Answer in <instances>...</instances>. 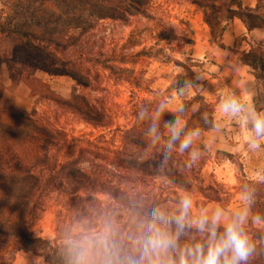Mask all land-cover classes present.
Masks as SVG:
<instances>
[{
	"label": "rangeland",
	"instance_id": "obj_1",
	"mask_svg": "<svg viewBox=\"0 0 264 264\" xmlns=\"http://www.w3.org/2000/svg\"><path fill=\"white\" fill-rule=\"evenodd\" d=\"M257 1L242 0L251 7ZM46 4L49 5L47 10L56 11V0H0V17L28 28L43 20L42 7ZM148 15L136 14L129 22L103 19L86 35L89 52L78 58L83 62V67L77 73L87 86L79 85L70 74H50L40 69L29 71L65 98H70L75 90L88 95L107 112L108 122L105 125L88 122L70 108L42 99L25 80L16 75L12 78L5 63L1 66L4 83L1 107L10 113L36 107L37 115L58 129L65 141L50 150L52 164L74 160L97 181L96 184H77L56 171L44 169L41 172L43 183L56 181L57 188L46 186L44 207L36 216L30 217L29 225L31 230L40 232L50 242L56 237L60 241L63 229L78 217L94 213L100 206L121 209L126 206L121 197L118 196V199L105 192L100 182L120 187L125 196H132L133 199L140 192L163 190L170 193V199L166 202L170 209L182 191L191 194L194 210H199L209 201L202 196L196 183L192 190H183L163 178L144 175L116 164L115 156L124 146L122 133L134 123L135 110L143 99L153 101L154 114L155 109L164 104L170 115L179 116L188 131L199 129L200 135L194 143L204 147V151L198 150L199 159L195 162L200 177L206 184L214 180L222 183L230 194L227 207L223 205L226 200L221 205L212 202L211 210L214 205L235 210L240 205L242 190L248 186L246 179L264 175V151L259 149L254 154L257 157L256 165L249 163L243 154L248 147L245 127L239 118L220 111V98L228 93L226 86L213 80L210 73L203 72L205 60H193L192 56L196 42L198 47L200 44L204 47L205 41L219 43L223 27L232 18H220L213 9L204 10L201 0H153ZM1 36L0 51L6 56L10 53L11 45L19 38ZM244 38L246 36L237 38V51L241 46H247ZM87 55L91 57L90 60ZM193 73L200 83H191ZM208 78L210 85L206 87ZM18 82L26 83L25 95L18 90V95L13 96L12 88ZM199 92L205 98L198 97L196 94ZM180 105L183 110L177 111ZM219 145L240 146L239 151L231 153L219 150ZM154 146L151 145L153 149ZM184 155L187 161L188 153ZM252 223L264 228L256 222ZM192 239H202V236L199 233H186L182 237V240ZM17 247L20 245L14 238L0 232V264H47L41 256L23 248L17 250ZM52 262L59 264L58 256L54 255Z\"/></svg>",
	"mask_w": 264,
	"mask_h": 264
},
{
	"label": "trees",
	"instance_id": "obj_2",
	"mask_svg": "<svg viewBox=\"0 0 264 264\" xmlns=\"http://www.w3.org/2000/svg\"><path fill=\"white\" fill-rule=\"evenodd\" d=\"M56 1V11L51 12L47 10L49 5H44L43 20L28 28L19 27L0 17V34L4 37L19 38L18 42L11 45L9 55L3 56L0 51V99L4 90L1 66L5 63L12 78L16 75L25 80L42 99L68 107L88 122L105 125L108 122L107 112L88 95L75 90L70 98H65L56 93L47 82L29 71L40 69L50 74H70L79 85L87 86L77 73V70L83 67V62L78 58L89 52L86 48V35L90 34L103 19L129 22L136 14L147 16L153 0ZM201 2L204 10L213 9L220 18L223 16L240 18L248 30L264 26V0H258L254 7L245 5L242 0H201ZM224 28L225 26L223 30ZM188 40L194 43L192 39ZM241 54L242 62L247 64L258 78H264V41L255 42L249 50L242 51ZM87 56L90 60L91 57ZM200 82L193 73L191 83ZM196 95L205 98L203 93L199 92ZM152 106V100L143 99L135 110L134 123L122 133L124 146L115 156L116 164L144 175L163 178L183 190H192L196 183L205 199L220 205L226 200L223 205L227 207V199H230L229 191L216 180L206 184L200 177V170H197L198 166L195 163L188 169L189 157L187 161L184 159V154L188 151L184 153L173 151L170 158L162 162V144L168 136L167 122L179 116L170 115L166 107L162 112H158L159 107H157L154 114ZM37 114L36 107L19 113H10L0 105V232L19 243L20 247H17V250L23 248L31 251L41 256L47 264H53L52 257L56 255L59 264H62L59 238L56 237L50 242L40 232L31 230L29 225L30 217L36 216L44 207L43 194L47 190L46 186L57 188L56 181L43 183L41 172L44 169L56 171L63 178L77 184H96L97 181L91 178L84 167L76 165L74 160L64 164H52L50 150L65 141L58 129ZM152 124L157 125L161 135V141L155 144V149L151 147L154 144L151 143L149 136V128ZM184 129L188 131L186 125ZM192 147L197 151H204L201 145L193 143ZM246 183L248 186L242 192L244 190L254 192L250 208L252 215L264 216V175L261 178L246 179ZM99 184L104 186L105 192L115 198L121 197L120 200L126 205L144 199L170 209L166 205L170 193L163 190L140 192L134 195L136 199H133L132 196H125L118 186L104 182ZM246 228L257 244V253L251 264H264V228L253 225L252 221L246 225ZM187 233L197 234L195 230Z\"/></svg>",
	"mask_w": 264,
	"mask_h": 264
},
{
	"label": "clouds",
	"instance_id": "obj_3",
	"mask_svg": "<svg viewBox=\"0 0 264 264\" xmlns=\"http://www.w3.org/2000/svg\"><path fill=\"white\" fill-rule=\"evenodd\" d=\"M240 71L238 67L236 69ZM247 91V83L244 84ZM183 90H181L182 94ZM162 104L158 112L165 110ZM182 105L177 111H182ZM220 111L239 118L245 127L247 146L257 150L264 142V113L235 91L220 98ZM168 136L163 141L161 160L173 151H188V166L199 159L192 147L199 129L185 131L177 117L167 122ZM152 144L161 141L157 125L149 128ZM254 192L241 193V206L232 211L217 205L211 212L194 210L192 196L182 191L171 209L139 199L124 208L100 206L94 213L78 217L62 231V264H251L257 244L247 231L249 209ZM264 226V216L254 217ZM195 230L202 239L182 240Z\"/></svg>",
	"mask_w": 264,
	"mask_h": 264
},
{
	"label": "crops",
	"instance_id": "obj_4",
	"mask_svg": "<svg viewBox=\"0 0 264 264\" xmlns=\"http://www.w3.org/2000/svg\"><path fill=\"white\" fill-rule=\"evenodd\" d=\"M240 36H246L243 41L247 43V46L240 47V51H247L255 42L264 41V26L248 30L243 21L235 16L226 24L220 36L219 43L205 41L204 47L202 44L198 47L196 42L193 45L192 56L201 62L203 60L206 61L203 72L210 73L213 80H217L220 84L226 86L228 93L235 91L238 95L243 97L244 100L252 104L258 112L264 113V78H258L253 70L240 59V51H237L235 47L236 40ZM238 67L240 71L236 70ZM205 82L206 87H209L210 78L206 79ZM245 82L247 83V91H245L244 88ZM26 89L25 82H18L12 88L13 96L18 95L16 94L18 90H22L25 95ZM24 97L23 100H25ZM13 102L14 101H12L11 104H13ZM261 144L259 149L264 151V142ZM239 146L240 145H219L217 148H219V150L235 153L239 151ZM259 149L250 150L247 147L245 150L246 152L243 151L245 159L252 165L257 164V157L254 154ZM212 202L215 201H208L202 208L211 212V207H213L211 205L213 204ZM239 204L237 208L241 206V202ZM214 206L216 207L217 205ZM248 214L249 219L247 224L250 221L255 222V216L252 215L250 209Z\"/></svg>",
	"mask_w": 264,
	"mask_h": 264
}]
</instances>
